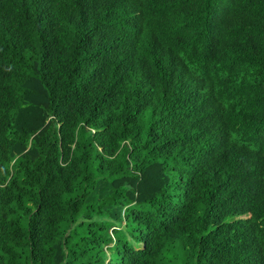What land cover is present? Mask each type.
Returning <instances> with one entry per match:
<instances>
[{
  "label": "trees",
  "instance_id": "trees-1",
  "mask_svg": "<svg viewBox=\"0 0 264 264\" xmlns=\"http://www.w3.org/2000/svg\"><path fill=\"white\" fill-rule=\"evenodd\" d=\"M0 264H264V0H0Z\"/></svg>",
  "mask_w": 264,
  "mask_h": 264
}]
</instances>
